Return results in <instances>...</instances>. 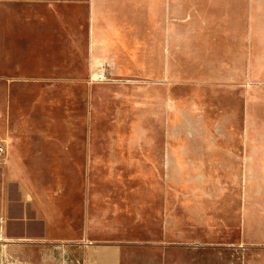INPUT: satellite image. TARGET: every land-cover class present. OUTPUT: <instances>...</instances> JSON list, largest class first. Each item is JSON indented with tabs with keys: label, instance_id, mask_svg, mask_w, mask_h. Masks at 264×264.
I'll return each instance as SVG.
<instances>
[{
	"label": "rangeland",
	"instance_id": "374dc122",
	"mask_svg": "<svg viewBox=\"0 0 264 264\" xmlns=\"http://www.w3.org/2000/svg\"><path fill=\"white\" fill-rule=\"evenodd\" d=\"M44 1L0 0V203L12 146L65 215L79 222L86 204L89 241L116 244L119 264H264V176L250 156L264 120L229 114L234 90L91 80L83 5ZM2 242L0 264L63 251Z\"/></svg>",
	"mask_w": 264,
	"mask_h": 264
},
{
	"label": "crops",
	"instance_id": "0c3cea01",
	"mask_svg": "<svg viewBox=\"0 0 264 264\" xmlns=\"http://www.w3.org/2000/svg\"><path fill=\"white\" fill-rule=\"evenodd\" d=\"M44 2L54 10V0ZM73 3L84 7L90 75L104 65L106 77L113 72L163 85L234 90L228 113L236 109L245 127L264 120V0H62L63 7ZM33 24L34 50L42 31ZM251 147L255 170L264 176V143ZM18 156L10 146L0 203L3 245L30 238L62 247L33 253L31 264H119L116 244L89 241L86 204L79 222L65 215L57 194L50 197L25 180L32 176L17 167ZM15 254H4L1 264L19 258Z\"/></svg>",
	"mask_w": 264,
	"mask_h": 264
},
{
	"label": "built area",
	"instance_id": "2783aa9c",
	"mask_svg": "<svg viewBox=\"0 0 264 264\" xmlns=\"http://www.w3.org/2000/svg\"><path fill=\"white\" fill-rule=\"evenodd\" d=\"M91 80H102L106 78L105 67L104 65L99 66L94 69L92 74L90 75ZM7 154V139L5 137L0 136V175L2 174L3 167L6 161Z\"/></svg>",
	"mask_w": 264,
	"mask_h": 264
}]
</instances>
